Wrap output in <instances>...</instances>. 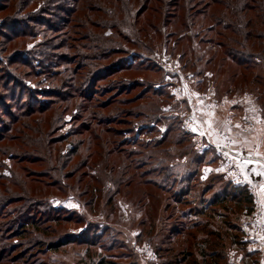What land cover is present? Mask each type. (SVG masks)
Masks as SVG:
<instances>
[{
    "label": "rangeland",
    "instance_id": "1",
    "mask_svg": "<svg viewBox=\"0 0 264 264\" xmlns=\"http://www.w3.org/2000/svg\"><path fill=\"white\" fill-rule=\"evenodd\" d=\"M16 1L13 0V2L9 1L8 3L15 5ZM160 1L168 2L170 11L175 10L174 7L170 6L172 3L175 5L179 3L180 6L186 4V0ZM30 2L28 5L24 3L18 5L17 3L15 8L12 5L8 6L7 3L0 10V19L9 14L15 19L28 18L30 20L29 25L33 30H36L32 39L16 38L13 41L5 42L3 45L0 43V58H2V47L5 54H11L23 48L45 47L48 42L54 43L53 40L56 36L50 39L44 37V35H54V30L49 31L47 23L44 25L43 22L35 23L36 19L43 18L45 22L49 21L51 25L57 24L60 18L65 17L64 20H70L68 18L69 13L56 9L48 10V5L43 0H30ZM158 3L156 2L157 5ZM61 4L62 0L53 7H59ZM127 4L128 0L117 1L115 6L118 7V11L116 9L118 14L110 18L118 19L119 23L122 22L119 29L124 34H128L134 44L123 42L122 52L118 50L117 54L109 56L108 59L111 62L108 61L110 62L108 65L106 62V67L112 66L114 63L117 65L120 62L122 65L129 64L132 66L127 72L120 70L115 75L113 74L116 78L113 76L104 78L100 85L110 83L109 88L100 90L97 97L101 101L108 100L111 102L107 111L118 108L125 112H135V114L132 118L130 114L123 116L124 119L121 121L126 124L118 122V119L113 120L111 124L113 135L111 132L103 135L102 140L99 138L101 141L97 143L96 138L93 137L91 147L98 153V146H102L104 142L110 141L109 147H112L111 140L114 138L129 140L134 139L135 135L139 136V140L143 143L136 145V154L138 155L133 156V161L135 164L140 163L141 156L146 154L147 157L143 158V160H147L146 166L140 167L144 163L137 164V168H140L136 171V167L133 166V169L131 168V171L128 172V176L124 177L123 167L120 168L119 166L122 163V166H125V163L129 161L126 160L125 154L120 148H118L117 153L111 154V158H115L110 167V171H113L112 174L105 171L107 168H99L102 161L98 156L87 159L88 163L80 166L86 159L84 142L88 141V137H91L90 134L93 131L83 128L81 124L83 122L82 115L74 111L77 99L75 102L74 100H70V102L59 101L54 96L53 107L42 113L36 111L30 117V122L28 121L26 127L22 129L21 137L18 140L14 138L8 142H0V145L8 146L9 150L13 152H16L18 144L21 145V150H26L31 146L39 161L27 159L19 163L13 156H2V160L8 168L1 169V171L9 176L12 171L13 174L16 173L19 176L26 174L24 168L30 170L35 167L36 170L46 171L48 167L56 165L55 158L57 156H62L64 161H61L66 165V171L72 174L76 172V175L66 180L72 189L61 191L64 193L53 198L52 202L56 207L62 206L61 209L65 207L66 210L64 208L63 213L70 216L62 217L57 222L46 223L45 226L39 227L36 233L33 231L32 235L37 236L35 244L22 242L23 238L28 237V232L21 231L19 234L18 231V237L13 241L16 248L14 254H18L20 259L18 261L16 259L15 264H25L24 260L29 257H32L31 262L26 264H97L102 255L106 258L105 262L112 264H184L182 261L188 264V260L190 262L195 261L197 264H210V262H203L199 250L197 252L194 247L198 237L210 231V226L222 228L218 230V235L212 237L215 239L213 243L219 245L221 251L226 252L224 253V260H219L218 264H264V247L261 248L262 251L258 247L252 249L251 243L247 239L248 227L251 229L254 219L258 220V217L263 218L264 216V207L261 208V211L258 209V201L253 188L255 184L257 190L264 191V165L258 164L257 155L249 154L247 156V153L244 152L240 154L241 157H238L246 160L243 161L246 164L238 168L234 167L232 160L225 156L224 151L221 150V145L219 143L211 145L208 139L210 132L214 131L218 133L217 136L220 137L221 135L229 143L236 145L238 139L229 135V131L240 129L244 131V136L241 138L242 148L253 150L259 147L261 143L259 124H262L259 115L264 118V67L245 70L226 57L225 49L218 46L217 43L210 44L205 32L197 35V29L188 30V35L191 34L189 39L193 42L194 48L191 54L187 55H184L181 47L176 45L177 38L170 34L171 25L161 27L158 22L162 32L157 33L158 35L153 41L139 38L135 30L139 29L138 26L141 28L145 26L142 24L145 19L141 17L138 22L133 20L134 16L132 14L131 17L129 11L131 7ZM63 8L66 9L65 6ZM103 12L106 10L103 9ZM108 12L111 13L113 10ZM76 13L73 14L76 15ZM91 14L97 15L94 17L104 19L107 18L105 14L109 16L107 12L96 11ZM151 14L157 17L155 12L146 13V15ZM114 19L112 21L118 23ZM71 20L73 22L76 19L71 18ZM154 21L156 20L150 19L149 23ZM90 22L92 23V21ZM158 26L156 23V27ZM151 27H155V24H151ZM94 31L101 32L98 28H95ZM109 32L106 30V33ZM147 32L150 33V30ZM200 39L204 41L202 44H199ZM50 45L48 44V47ZM86 45L88 47L89 44ZM44 47L36 48V50L45 52L44 57H33V67L36 72L42 73L46 70L55 73L62 72L65 64L61 63L60 66H54L58 65L59 62L57 59L49 57L50 52L59 51V47L56 46L53 51L46 46L45 48L50 50L49 52ZM96 63L99 67L104 66L101 60ZM42 64L44 67L41 66L43 68H40ZM16 66L23 70L21 65ZM169 68L173 70L169 71ZM81 70L84 73L86 68L82 67ZM125 73L132 78L130 81H125ZM37 75L33 76L31 84L36 88L35 90L49 89L51 81L49 79L44 80V78L50 77ZM121 78H123L122 82L120 81ZM155 88L159 94L153 93ZM51 89L53 90L48 91V93H54L56 86L51 87ZM117 101L123 103L120 104ZM10 103L11 101H8L7 104ZM67 105L69 107L66 108ZM142 111L151 114L144 118L141 116ZM230 111L243 112V115L250 117L251 120L248 123L238 122L236 119L230 118ZM153 112L155 113L153 114ZM61 117L63 121L58 120ZM176 122L181 128L182 136L169 133L163 143L156 147L155 144H152L154 155H150L149 150L142 149L147 141L163 139L169 125L172 123L175 127ZM28 127L29 129H26ZM128 128H132V135L124 136L123 134L124 137L117 135L120 130L126 131V133L130 132L131 130H127ZM142 128L147 130L140 131ZM151 128L152 130H150ZM77 131V136L73 138H66L65 140L60 138L61 135H68ZM43 136L45 139H42ZM46 136L52 139L53 151L48 150ZM32 138L34 141L31 144L29 140ZM80 138L82 140L79 142L78 139ZM77 145H79L78 151L74 150ZM167 146L168 149H166ZM57 151H60V154H57ZM195 153L204 156L202 163L194 164L193 155ZM89 169L90 172H87ZM252 170L257 174L262 173L261 180L250 183L233 179L238 173L245 177H257V174ZM196 172L198 173L196 179L200 184L209 180L213 175H218L224 180H230L234 184L244 186L250 195L249 200L241 202L234 199L228 201L229 209L226 216L214 217L208 226L205 225L206 219L204 217V223L197 227H205L194 230L195 227L191 223L196 218L187 216L185 220H181L180 208L185 206L178 207V203L176 204L178 209L175 207L171 190L177 186V195L182 201H185L184 203L190 204L189 199L197 195L199 185L187 179V176L189 173ZM92 174L99 176V178H93ZM43 175H45V181L50 178L47 174ZM89 176L94 180L89 187L93 186L94 188L85 192L86 183L90 179ZM80 177L84 179V182L77 186L76 183ZM215 177L211 180L210 185L223 188L225 186L224 180ZM179 181L181 185L178 184ZM172 182H174V186L169 189L170 192L168 191V194L163 192L161 188L164 185H171ZM26 187L29 188L28 185ZM54 193L60 192L56 188L47 187L37 194ZM74 193L79 197L75 196ZM218 193H221V189ZM227 194L232 196L231 192ZM233 198L231 197V199ZM224 204L225 202H222L220 206ZM227 220H234L237 224L240 245L239 243L235 244L232 239V235L237 233L238 236V231L234 228H223ZM175 226L178 229H174ZM85 230L90 233L87 237L94 238L97 244L78 241L77 237L82 234L80 237L82 238ZM62 237L67 238L60 240ZM165 238L169 243L162 250H159L158 254L155 247L158 242L160 243ZM56 241H60L61 244L58 243L59 245L55 248L54 243ZM49 243H52L53 246H48ZM178 255H182V261L174 258Z\"/></svg>",
    "mask_w": 264,
    "mask_h": 264
},
{
    "label": "trees",
    "instance_id": "2",
    "mask_svg": "<svg viewBox=\"0 0 264 264\" xmlns=\"http://www.w3.org/2000/svg\"><path fill=\"white\" fill-rule=\"evenodd\" d=\"M9 1L13 2V0H1L0 10ZM117 1L119 0H62L61 6L53 7L56 6V3H60L61 0H43V2L47 3L48 10L56 9L57 11L69 13L68 18H70V20H64L65 17L60 18L58 20L59 24L57 23L55 25H51L49 21L45 22L43 18H38L34 21L35 23L43 22V25L47 23L49 25V31L54 30V35H44L46 39L56 36L53 40L54 43L48 42L45 44L47 47H45L52 50L55 49L56 46L59 47V51H56L58 53L53 50L54 53L50 52L49 57H53L59 62L58 65L54 66H60L61 63L65 64L62 72L55 73L50 70H46V72L43 71L42 73L36 72V69L33 67V57H44L43 54H45V52L43 50H36V48L44 46L23 48L11 54H5L4 48L2 47V58H0V142H8L14 138L18 140V138L21 137L22 129L26 127V123H28L30 117L34 115L36 111H41L42 113L48 110V108L53 107V101L55 100L54 96L59 101L66 100L70 102V100H74L75 102L77 99L74 111L82 115L83 122L81 124L83 128L93 131V133L90 134L91 137H88V141L84 142V156H86V159L80 166L87 164V159L98 156L102 161L99 168H107L105 171H107L108 174H112L113 171H110V167L115 158H111V154L114 152L117 153L118 148L123 150L125 154L124 157L129 161L125 163V166H122L123 163L119 166L120 168L123 167L124 177L128 176V172L131 171L133 166L136 167V171L140 167L146 166L147 160H143V158L147 157L146 154L141 156L142 159H140L139 162L144 164L142 166L139 165V168H137V164L140 163L135 164V161H133V156L138 155L136 154V145L143 143L139 140V136L135 135L134 139L129 140L124 138L117 140L113 137L114 139L111 140L112 147H109L110 141H107V143L104 142L102 146H98V153L95 149L92 150L91 147L93 137L96 138L97 143L102 140L103 135L110 132L113 135V127H111L113 120L118 119V122H122L121 120L124 119L123 116L130 114L132 118L135 114V112H125L118 108L107 111L111 102L108 100L101 101L100 98L97 97L100 90L103 91L109 88L110 83H102L100 85L104 78L110 76L116 78L114 76L115 73L120 70H125V72H127L130 66H132L129 64L122 65L120 62L117 65L114 63L112 66L106 67L111 62V60L108 59L109 56L117 54L118 50L122 52L123 42L125 44H134V41L130 40V36L124 34L119 29L122 22L119 23L118 19L110 18L118 14V12H116V9L118 11V7L115 6ZM156 2H159L158 5ZM17 3L18 5H22L23 3L28 5L31 2L30 0H17L15 5L8 3V6L12 5V7L15 8L17 7ZM127 5L131 7L129 11L131 12V17L132 14L134 16L133 20L135 19L136 22H138L141 17L145 19L142 21V24L145 26L142 28L138 26L139 29L135 30L139 38L142 37L149 41H153L156 35L162 32L160 31L158 22L161 27H169L171 25L170 34L177 38L176 45L181 47L184 55H187L191 54L194 48L193 42L189 39L191 38V34L188 35V30L193 31L197 29V35L205 32L210 44H213V42L215 44L217 43L218 46L225 49L224 52L226 57L245 70H255L264 67V0H186V4L182 6H180L179 3L178 5L172 3L170 6L175 8L173 11L169 10L168 2L160 0H128ZM150 5L151 7H149ZM51 6L52 8H49ZM64 6L66 9L63 8ZM103 9L109 14V16L105 14V17H107L105 19L94 17L97 15L91 14L96 11L106 13L103 12ZM107 9H112L113 12L110 13L108 12L110 10ZM150 12H155L157 17L152 16V14L146 15V13ZM73 13H76V15ZM71 18L76 20L71 22ZM113 19L118 21V23L112 21ZM150 19L156 20L154 22L157 23L158 27H156V23L154 22L149 23ZM0 20L1 45L10 40L13 41L16 38H23L25 40L26 38L32 39L33 35L36 34V30H33L29 25L30 20L28 18L22 20L15 19L9 14ZM90 21H92V23ZM151 24H155V27H151ZM88 26L90 27L88 28ZM95 28H98L101 32H95ZM151 29L154 30L152 31ZM106 30L110 32L106 33ZM147 30H150V33L147 32ZM203 42V39L199 40V44ZM48 44L51 45L48 47ZM86 44H89L88 47ZM46 48L45 50L49 52L50 50ZM99 60L103 61L104 66L99 67L97 65L96 62ZM16 65H21L23 70H20ZM41 66L44 67L43 64L40 65V68H43ZM82 67L86 68L84 73L81 70ZM37 74L50 77L44 78V80L49 79V81H51L49 89H43L42 91L35 90L36 88L31 84L33 76ZM124 79L125 81H130L132 78L130 76L128 77L125 73ZM120 81L122 82L123 78H121ZM43 85H45V83ZM53 86H56L54 93H48V91L53 90L51 89ZM153 93L159 94L156 88L153 90ZM48 95L49 97H46ZM8 101H11V103L7 104ZM117 103L122 104L123 102L117 101ZM67 107H69V105H67L66 108ZM154 113L155 112H153V114ZM141 114V116L147 118L151 113L142 111ZM58 120L63 121V118L61 117ZM122 123L126 124L125 122ZM26 129H29V127ZM180 129L178 123L177 125L175 124V127L171 123L163 139L157 141L152 139L147 141L142 149L149 150V154L154 155L152 152L154 146L156 147L160 143H163L169 133H174L176 135L180 134L179 136H182ZM127 130L131 131L126 133V131L122 132L120 130L117 132L118 134H116L119 137H124L133 132L132 128H128ZM143 130L147 129H140V131ZM150 130H152V128ZM78 131L68 135H61L60 138H64V140L66 138H73L77 136ZM123 134L124 136H122ZM47 137L48 136H46V139L48 141L46 145L48 150L53 151L54 148L51 147L53 143L52 139ZM99 138H101V140H99ZM42 139H45V136H43ZM78 140L80 142L82 139L80 138ZM33 141L34 138L29 140L31 144ZM152 144L155 145L152 146ZM168 146L166 149H168ZM77 147L79 148V145L75 146L74 150L78 151ZM57 154H60V151H57ZM6 155L13 156L19 163L27 159L39 161V158L31 146L26 150H21V145L18 144L16 152H13L9 150L8 146L0 145V264H15L16 259L17 261L20 259L18 254H14L16 248L13 241L18 237V231L19 234L21 231L25 233L28 232V237L23 238L22 242L35 244L37 242V236L32 235L33 231L36 233L39 227L45 226L44 224L57 222L62 217L70 216L69 214L65 215L63 213L65 207L61 209L62 206L56 207L53 205L52 199L63 194L64 192H61L63 190L72 189V186L67 183L66 180L73 178L76 172L72 174L66 171V165L61 161H64V158L62 156H57L55 158L56 165L54 163L55 166L48 167L46 171L36 170L35 167L27 170L23 167L27 175L24 173L19 176L16 175V173L13 174V171L11 172V170L8 169L11 172L9 176L3 174L1 171V169L8 168L2 160V156ZM203 158V155L195 153L193 155L194 164L202 163ZM87 172H90V169ZM43 174H47L50 178L45 181V175ZM92 175L95 179L99 178V176ZM197 176V172L189 173L187 176V179L199 185L197 195L189 199L190 204L184 203L185 201H182L177 195V186L171 190V197L173 198L175 207L177 208L176 204L178 203V207L185 206L180 208L181 220H185L187 216L196 218L195 221L191 223L193 227H195L194 230L203 229L205 226L199 228L197 226L202 225L205 219V225L208 226L211 219L214 217L226 216L229 209L227 205L228 201L235 199L242 202L250 198L244 186L234 184L230 180H224L221 176L213 175L203 184L197 181ZM214 177L223 179V184L225 186L223 188L211 186L210 182ZM91 178L92 177H90L89 182L86 183L85 192L94 188L93 186L89 187L94 181ZM83 182L84 179L80 177L76 184L80 186ZM180 183L179 181L178 184ZM27 185L29 188L26 187ZM173 186L174 182L169 186L164 185L161 189L168 194V191L170 192L169 189ZM47 187L52 189L56 188L60 193L37 194ZM219 189H221V193H218ZM229 192L232 194L231 197H234L233 199L227 194ZM33 193L35 194L31 195ZM74 195L79 197L76 193H74ZM178 199L180 200L179 202L177 201ZM222 202H225V204L220 206ZM224 227L228 229L234 228L238 231V236L236 233L232 235V239L235 244L239 243L240 245L239 230L234 220H227L225 225H223V228ZM174 229H178V227L175 226ZM221 229V227L210 226V231L208 233L198 237L194 247L197 252L199 250L203 262L218 264L219 260H224V253L226 252L221 251L219 245L213 243L215 239H212L213 236L218 235V230ZM44 233L45 232L42 234ZM89 234L90 233H87L85 230L82 238H80L82 234L77 237L79 239L78 241L89 242L93 245L97 244L94 238L87 237ZM219 234H221V232ZM66 238L67 237H62L60 240ZM84 238L87 240H82ZM59 242L60 241H56L54 243L55 248L61 244ZM168 243L166 238L160 243H157L155 248L158 250V254L160 252L159 250H162ZM98 244L103 245L102 243ZM48 246H53V244L49 243ZM111 246H109V248H111ZM31 258L32 257L25 259V264L31 262ZM174 258L182 261V255H178ZM105 259L106 258L102 255L97 264H112L111 262H105ZM191 261L194 260L191 259ZM182 262L186 264L184 261ZM188 264L197 263L188 260Z\"/></svg>",
    "mask_w": 264,
    "mask_h": 264
},
{
    "label": "crops",
    "instance_id": "3",
    "mask_svg": "<svg viewBox=\"0 0 264 264\" xmlns=\"http://www.w3.org/2000/svg\"><path fill=\"white\" fill-rule=\"evenodd\" d=\"M230 114V118H233V119H236L238 122H244V123H248L250 119V117L246 116V115H243L244 113L243 112H234V111H230L229 112ZM196 118V116H195ZM259 120L262 121V124H259V131H260V136H259V139H260V145L259 147L256 149H253V150H250V149H245V148H242L243 146H241V138L244 136V131L243 130H240V129H235V130H231L229 131V135L231 136H235L238 141L236 143V145L233 143H229L226 138H224L223 136L218 135V133L214 132V131H211L210 134L208 135V139L210 141V144L212 145L213 143H219L221 145V150L224 151V154L225 156H228L231 160H232V164L234 165V167H240V166H244V163L243 161H246L241 157V153H244L246 152L247 153V156L250 155H257V160H258V164L260 165H264V118L261 117L259 115ZM223 129H224V125H223ZM223 137V138H222ZM213 144V145H214ZM239 154V155H238ZM240 156V157H238ZM254 163V162H253ZM252 172L256 173L254 170H252ZM257 174V173H256ZM237 175V173H236ZM262 178V173L261 174H257V177H251V176H241L238 175L233 177V179L235 181H242V182H250V183H255L258 182L259 180H261ZM254 192H255V196L257 198V201H258V209L261 211V208L264 207V191L262 190H257V187L255 186L254 184ZM263 229V230H262ZM262 230V231H261ZM247 239L250 241V247L252 249H260L262 251L261 248L264 247V216L263 218L261 217H258V220L254 219V223L252 225V228L250 229L248 227V230H247ZM264 253V251H263Z\"/></svg>",
    "mask_w": 264,
    "mask_h": 264
},
{
    "label": "built area",
    "instance_id": "4",
    "mask_svg": "<svg viewBox=\"0 0 264 264\" xmlns=\"http://www.w3.org/2000/svg\"><path fill=\"white\" fill-rule=\"evenodd\" d=\"M172 70H173V69H170V68H169V71H172Z\"/></svg>",
    "mask_w": 264,
    "mask_h": 264
}]
</instances>
